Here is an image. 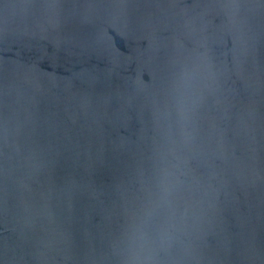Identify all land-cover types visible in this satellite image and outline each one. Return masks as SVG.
Wrapping results in <instances>:
<instances>
[{
  "label": "water",
  "instance_id": "1",
  "mask_svg": "<svg viewBox=\"0 0 264 264\" xmlns=\"http://www.w3.org/2000/svg\"><path fill=\"white\" fill-rule=\"evenodd\" d=\"M0 264H264V0H0Z\"/></svg>",
  "mask_w": 264,
  "mask_h": 264
}]
</instances>
